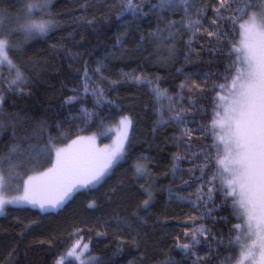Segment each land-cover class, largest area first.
Masks as SVG:
<instances>
[{"label":"snow or ice","instance_id":"1","mask_svg":"<svg viewBox=\"0 0 264 264\" xmlns=\"http://www.w3.org/2000/svg\"><path fill=\"white\" fill-rule=\"evenodd\" d=\"M17 4L15 11L0 7V137L11 130L9 142L0 144V214H4L9 205L53 212L62 209L81 189L102 187L120 162L132 158L135 122L131 115L123 114L106 126L108 117L101 115L103 106L111 105L116 109L120 106L107 99L103 88L88 82L87 69L83 97L89 94L93 97L92 108L87 107L79 89H71L78 94L66 97L63 103L79 105L72 119L85 125L95 123L100 129L98 133L77 134L69 140L71 129L64 131L60 121L50 124L48 119L34 118L26 111L23 115L20 111H7L5 104L9 95H31L29 88L33 81L23 59L24 44L38 37H48L59 27L51 11L52 0H17ZM119 7L117 19L129 14L134 18L155 15L156 28L146 36L141 35L140 41L141 45L153 41L154 51L161 54L158 63L176 62L177 38L180 37L179 43L186 49L185 64L191 63L193 55L200 57L207 51L217 57L216 61H207L209 66L215 63L222 68L216 72L187 73L183 66L177 68L184 79L179 83V91L172 96L161 88L159 76L135 71L124 74L132 83L147 86L157 102L168 100L167 109H158L160 119L156 127L175 126L169 139L177 151L170 157L169 172L173 180L182 181L183 187L197 185L195 200L179 196L172 187L167 189L169 198L188 200L196 208L204 206L202 216H192L186 221L194 225L184 230L188 242H180L177 237L175 246L185 256H195L193 264H211L214 258L211 246L206 256L198 254L203 237L216 241L218 249L232 250L218 264H264V0H199V3L148 0L149 12L134 0H121ZM177 11L182 13L179 20L167 18ZM182 31L188 36L187 40L182 38ZM17 36H22L23 40L15 39ZM198 39L207 40L208 48L200 45L198 50ZM137 50L147 51L140 46ZM13 51L19 56L18 60L10 55ZM96 71H101V67ZM194 76L202 77L203 84L197 83ZM213 76L216 79H212ZM185 90L189 93L187 97ZM207 92L212 93L210 105H198L197 98L203 99ZM186 100L187 108L184 107ZM12 106L15 107L14 102ZM164 111L169 113L167 119L163 118ZM198 113L200 121L195 119ZM206 117L207 122H204ZM192 124L196 127H190ZM53 131L57 134L53 135ZM98 137H111V142L100 146ZM195 141L211 142L196 146ZM148 160L147 156L140 155L131 165L134 176L145 180L139 187L145 199L138 205V209L145 212L154 200ZM182 163L191 167L184 169ZM185 171L189 179L177 177V173ZM217 196L221 200L219 205ZM209 204L213 207L209 208ZM87 207L96 208V201L91 200ZM217 210L228 212L221 220L229 224L233 219L238 221L231 224L227 242L223 233L214 234L206 224H197L205 215L212 218ZM103 223H114L123 231L146 221L138 210ZM32 224L25 225V229H30ZM91 231L93 229L73 227L66 237L70 244L54 258L53 264H101L99 258L91 254L90 238L85 242L83 233ZM96 235L103 236L106 232H96ZM120 250L118 247L117 251ZM160 264L180 262L166 259Z\"/></svg>","mask_w":264,"mask_h":264},{"label":"trees","instance_id":"2","mask_svg":"<svg viewBox=\"0 0 264 264\" xmlns=\"http://www.w3.org/2000/svg\"><path fill=\"white\" fill-rule=\"evenodd\" d=\"M120 2L121 0H52L51 11L59 21V27L48 37H38L24 44L23 59L28 64V75L33 81L29 88L31 95H9L5 109L9 112L20 111L22 115L26 111L34 118L48 119L50 124L60 121L64 124V131L71 129L69 140L77 134L99 132L100 129L95 123L85 125L80 120L72 119L77 114L79 105L68 106L63 103L66 97L78 94L70 91L71 89H79V94L83 97L84 73L87 69L90 78L88 82L103 88L107 99L120 106L119 109L111 105L103 106L101 115L108 117L106 126L123 114L134 118L132 158L120 162L102 187L81 189L58 211L42 213L39 209L28 206L6 207L4 214L0 215V264H53L54 258L70 244L66 237L73 227L93 229L83 235L85 242H89L90 238L91 254L98 257L101 264H160L166 259L179 261L180 264H193L196 259L195 256H185L175 246L177 237L180 242H188L185 240L184 230L194 225L186 221L192 216H202L204 206L196 208L188 200L182 201L175 196L169 198L167 189L172 187L179 196L195 200L197 185L183 187L182 181L179 178L173 180L169 172L170 157L177 151L169 139L175 126L156 127V122L160 119L157 115L158 109H167L168 100L157 102L147 86L132 83L124 74L135 71L137 74L143 72L150 76H159L162 78L161 88L167 89L168 95L172 96L179 91V83L184 79V75L177 73V68L183 66L186 73L216 72L222 68H218L215 63L209 66L207 61H216L217 57L207 51L200 57L193 55L191 63L185 64L183 53L186 49L179 43L180 37L177 38L179 54L176 62L158 63L161 54L154 51L153 41L148 40L143 45L140 41L141 35L146 36L156 28L155 15L150 13L151 18H134L129 14L123 19H117L116 14L121 11ZM134 2L143 4L144 11L149 12L148 0ZM194 2L199 3V0ZM0 7H10L15 11L19 5L17 0H3ZM181 14L177 11L175 15L167 18L179 20ZM87 21L94 23L89 24ZM182 38L188 39L183 31ZM15 39L22 41L23 37L17 36ZM236 39L238 41L239 36ZM200 45L207 49L209 42L198 39V50ZM138 46L147 51H138ZM10 55L19 59L15 51ZM98 66L101 67L99 72L96 71ZM193 79L203 84L202 77L194 76ZM212 79L216 77L213 76ZM184 96H189L187 90ZM211 96L212 93L207 92L203 99L197 98L198 105H210ZM83 99L87 107L92 108L93 97L89 94ZM13 102L15 107L12 106ZM184 107H189L187 100ZM168 115L164 111L163 118L167 119ZM195 119L200 121L199 113ZM207 119L206 117L204 122ZM190 127L195 128L196 125L192 124ZM56 134L53 131V135ZM10 135L11 130L0 137V144L9 142ZM110 140L111 137L100 139L102 143ZM210 142L195 141L194 144L199 146L201 143ZM140 155L149 158L152 174L154 200L147 212L138 209L140 202L145 199L139 190L145 180L137 179L131 170L133 161ZM181 167L187 169L191 165L182 163ZM180 176L184 180L189 179L186 171L177 173V177ZM93 199L97 207H87ZM220 203V197L217 196L216 204ZM208 207L213 205L209 204ZM138 210L146 223L136 224L132 230L121 231L114 223H103L114 217L129 216ZM227 216V211L217 210L212 213V218L205 215L197 224H206L214 234L223 233L227 242L231 224L238 222L233 219L229 224L220 219ZM28 224L32 226L26 230L24 226ZM96 232H106V235L97 236ZM209 246L214 257L211 264H218L219 260L232 251L225 247L218 249L216 241L202 237L198 254L201 257L206 256ZM118 247L120 251H117Z\"/></svg>","mask_w":264,"mask_h":264},{"label":"rangeland","instance_id":"3","mask_svg":"<svg viewBox=\"0 0 264 264\" xmlns=\"http://www.w3.org/2000/svg\"><path fill=\"white\" fill-rule=\"evenodd\" d=\"M239 40V39H238ZM114 123V122H113ZM110 124H112V123H110ZM95 133H98V132H95ZM91 134H93V133H88V134H80V135H83V136H88V135H91ZM75 138V137H74ZM74 138H72V139H74ZM100 139H101V137H98V139H97V143L100 145V146H103L104 144H108V143H110L111 142V140L109 141V142H107V143H102L101 141H100ZM68 142V141H67ZM67 142H65V143H67ZM9 206H11V205H9ZM8 207V206H7ZM0 215H2V214H0Z\"/></svg>","mask_w":264,"mask_h":264}]
</instances>
